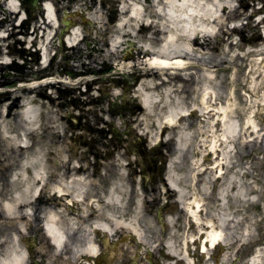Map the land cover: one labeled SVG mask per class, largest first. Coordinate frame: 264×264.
<instances>
[{
  "label": "bare ground",
  "instance_id": "6f19581e",
  "mask_svg": "<svg viewBox=\"0 0 264 264\" xmlns=\"http://www.w3.org/2000/svg\"><path fill=\"white\" fill-rule=\"evenodd\" d=\"M235 1H113L121 9L118 22L111 26L108 60L104 62L111 60L117 72L139 79L136 90L143 96L142 107L135 106L131 121L153 144L174 150L168 157L171 163L164 184L166 193L176 196L178 209L177 216H169L166 223L171 231L180 218L188 224V228L183 227L188 233H183L181 244L177 245L170 234L164 243L152 242L149 233L152 227L140 222L142 196L135 180L127 195L122 163L137 160L122 154L114 157L110 167L115 181L106 183L111 176L108 172L98 180L91 163H81L92 161L88 153L80 152L77 144L74 157L65 156V147L58 139L62 136L61 126L53 113H48L46 122L50 134L46 136L39 131L37 124L43 106L31 98L36 88L24 87L14 92L8 89L6 95L13 100L5 112L0 99V234L4 233L0 238V264L36 261L39 250H29L25 245L35 244L29 237L34 220L46 224L55 244V258L67 264L84 259L96 261L97 237L101 233L111 237L130 233L139 250L162 254L163 264H170L167 262L170 259L192 264L195 239L208 255L215 244L223 248L220 264H228L232 245L251 243L248 241L254 237L251 223L254 220L242 216L245 208L264 200V188L260 186L264 177L253 179L251 172L246 176L242 161L234 158L246 153L257 159L262 154L258 164L263 175L264 117L261 119L260 115L264 113V59H255L250 70L254 76L249 81L248 93L254 99L249 106L239 89L234 95L229 91L228 77L220 76L219 71L230 65L240 69L237 62L240 66L247 58L262 55L264 39L244 55L240 52L245 45L235 43L230 34L240 24L232 27L230 23L245 16L246 11H240ZM5 7L10 15L19 11L16 0H10ZM44 11V22L35 26V34L52 28L57 21L49 2ZM100 13L96 4L89 14L90 25L98 35L103 27H98L103 25ZM259 20L260 16L252 18V23ZM79 34V29L71 31L66 42L76 44ZM213 38H218V46L209 52ZM72 83L75 87L90 85L88 79L82 78ZM241 84L238 81V87ZM22 98L25 104L34 105L17 112L14 108ZM102 112L105 115L98 117V121L116 125L115 117L107 119L105 108ZM125 124L127 133H132L133 127ZM115 127L121 132V126ZM200 174L203 177L198 179ZM205 200L210 202L207 213ZM129 211L132 214L127 216ZM105 244L113 251L117 248L116 243L105 241ZM248 264H264V247L252 255Z\"/></svg>",
  "mask_w": 264,
  "mask_h": 264
},
{
  "label": "rangeland",
  "instance_id": "374dc122",
  "mask_svg": "<svg viewBox=\"0 0 264 264\" xmlns=\"http://www.w3.org/2000/svg\"><path fill=\"white\" fill-rule=\"evenodd\" d=\"M113 1L114 0H108L105 6L101 3H97L99 8H101V15L99 18L103 22V25H98V27H103L101 33L98 35L96 30L93 29L90 24L85 23V29H87V32L84 30L82 31V34L86 35V37H84L85 43L82 42L80 46V49L83 50V52L81 53L75 50H70L66 43L62 44L59 37L60 31L57 30V34L55 33L56 27L47 28L45 31L39 30L38 33L35 34V26L37 24H43L44 22V20H42V15L30 17L26 21L24 20L22 22L21 18L23 17V15L22 17L18 16V14L10 15L9 12H6L5 10V6L8 1L0 0V50L3 51V56H1L2 60H0V94H4L0 96V99H3L2 103L5 104L3 112L7 111L6 107L10 105L13 100L11 95H6V91H8V89H11L12 92H14L16 91V89L19 90L20 88L24 87H37L34 90L33 94H31V98L37 100L43 106L41 107V116L37 124V126L39 127V131L44 132L46 136L50 134V131L48 130V128H46V122L48 113H53L54 120L57 121V123L61 126L62 136H59L60 138L58 139L60 141V144H63L65 147V156L74 157V148L77 144V146L81 148L80 152L83 151L85 154L91 151L92 156H89V158L92 162H104L100 167V171L103 172L108 170V166H105V164L107 165L108 162H111L114 157H117L120 154L127 155V157L131 156L123 148V146L113 147L112 144L116 142L118 138H122L125 136V122L133 126V128H136V123L131 121L132 118L135 117V115H133V104L134 101L135 103L137 102L140 104V101H138V99L135 97L136 85L139 79L135 82L132 76L126 78L124 75H122L124 72H117L114 68L110 73L105 75L102 74V72L107 70L103 63L108 57V42H110L113 34V28H111V26H114V24H116L118 20V12H120L119 4L113 5L115 3ZM145 1L150 2V0ZM53 3L56 6V9H59L61 11L62 18L67 17V20H71L72 22H76L77 19L78 21H82V15H84L85 13V16L88 19L87 21L92 22L89 14L93 11L95 6L93 0H53ZM234 4L237 6V8H239V10L246 11L245 16H239L236 19L244 22L242 26L237 31L231 30L230 32V34L233 36V40H235V43H238L239 45H245V49H240V52L244 55V53L249 51L250 48L252 49V45H258L260 42H262V40L259 38L260 28L259 30H257L256 24L252 23L251 17H256L254 15L256 6H258L259 8H263L264 5L262 4L261 0H236ZM245 5H247L246 8ZM113 11H116V13L114 14L115 18L113 15ZM112 18L113 21H111ZM232 22L234 23L235 20ZM71 27L73 26L71 25ZM63 28L64 27L61 25V29ZM81 28L83 29V27ZM108 28L109 31L107 30ZM110 28L112 30H110ZM49 35L53 38L49 46V54L53 55L54 53L56 56L51 65L50 63H48V65H45V59L41 61L40 58L35 59L32 55H28L27 58L23 57V51H30L31 53H33L34 51H38V46L47 42ZM33 40L34 42L32 43L31 41ZM218 42V38L212 39V44L210 47H208L209 52H214L216 50ZM122 49H125V47H122ZM225 49H228V47L225 46ZM261 57H264V53L262 55H253L247 58L246 63L241 62L240 66H238L237 62L236 65L237 67H240V69H237L235 66L230 65L228 69H221L219 71L220 76L228 77L229 91H231V93L234 95L235 90L239 89L241 91L240 93L245 96L247 106L250 105L251 99H254V96H251V94L248 93V88L250 86L249 81L254 76L253 73H250V70L252 69V67H254V60H258ZM7 61H17V63L20 64V66L24 67V69L19 72L8 69L7 66L9 65L8 63H6ZM87 62H91L89 63V65H91L90 67H88L89 65L84 64ZM108 62L109 65L110 62L111 64L113 63L111 60H109ZM42 63L44 65H42ZM70 69L75 70V78L71 77ZM131 71V74H133L134 71ZM108 75L112 78L117 79L119 82L108 80ZM98 77H102L104 78V80L99 81ZM79 78L88 79L90 81V85L87 83H83L79 87H75L74 85H72V80L76 81ZM238 81H241V87H238ZM48 83L51 84L49 85ZM45 84H47L48 86H45ZM127 84H129L131 87L129 89V92L126 93L125 89H127L128 87ZM39 85H42L43 87L41 88ZM180 85L183 84L180 83ZM194 85L195 84H193V86ZM105 87H107L108 90ZM20 94L23 95L22 92ZM69 95L72 97V100L75 101V103L77 102V106L72 105L68 101L67 97ZM124 96L129 97L131 105L128 107V109L122 110V105L124 104ZM24 100L25 99L22 98L20 102L17 103L18 106L14 108L15 111L21 112L22 110H25L27 106L31 105L25 104ZM20 103H22V106H20ZM113 105L116 106L112 107ZM103 108H105L108 113H106L105 116L107 119L112 116V112L110 111L113 110L115 112L113 115L116 118V125L113 126V124L109 122L103 123L102 121H98V117H104L103 115H105L102 112ZM68 112L72 114L71 118H80L83 127H85V125H89L95 130V133L93 135H90V138L89 136L86 137V140H91L89 142L92 143V149H88V147L81 143V140L78 136H80L81 134L84 135L86 133L81 132V130L75 128L73 124H71V120H67ZM262 116L263 114L260 115L261 119ZM261 124L263 125V122ZM117 125L121 126V135L119 137L113 134L114 127ZM99 130L103 131V133H99ZM137 132H139L143 138H146L145 140L148 145H152L149 138H147V136L144 135L140 129H137ZM51 138L53 141V146H55L54 136ZM262 144H264V142H262ZM170 148L172 147H160L159 156L161 158H166L172 155V152H170L172 149L170 150ZM147 151L149 150L147 149ZM98 155L99 158H97ZM147 155L148 157L154 158V154ZM259 157L260 159H262L263 155L258 154L257 159H253V156L251 158V156H247L245 153L243 156L235 157L234 161L241 160L243 163V173L247 176L248 173L251 172L252 178H258L259 180L260 177H264V170L262 175L260 164H258L260 163V160H258ZM148 160L150 159L148 158ZM81 162L85 163L87 161L81 160ZM124 162L126 163V161ZM54 163V167L56 168V162ZM112 176L115 177L116 175L112 173ZM101 178L102 176L98 177L97 179L99 180ZM153 186L155 187H152L151 193H147L143 188L141 190L143 200L140 207V222L144 221L146 222L147 226L150 225L152 227V231L149 232L151 234L150 239L152 240V242H158V239L160 238L159 236H161L160 231L162 230V228L159 225V222L156 220V211H158L160 208L157 202H161V200L167 201V197L163 196L165 195V190L160 184H155ZM260 186L264 188V183H262ZM129 188L130 185L128 186V190ZM147 195H150V197L153 196L157 202L151 201L149 203L150 205L145 206L144 204L143 206L145 196ZM255 197L257 198V196ZM142 206L146 211L142 212ZM209 206L210 202L207 201V211ZM245 209L246 214H244V216L249 215L251 217L253 216L254 218L261 219L256 221V235L257 233L262 232L264 236V200L258 202L257 206L255 205ZM148 212L152 213L155 218L154 221V218L152 217L154 221L153 223H150L149 220L145 218ZM76 213H78V210H76ZM131 214L132 211H129L127 216ZM144 214L146 215L144 216ZM148 216L151 217L150 215ZM181 221L178 224L179 227L174 230L173 234V237H175L174 241L177 244H181L180 239L178 238V235L182 233V227L184 224ZM37 222L36 220L31 222L34 229L32 231V234L29 233V237H36ZM3 236L4 233L0 234V238H2ZM103 236L105 237L104 234ZM108 240H110V242H117L119 240V236L108 238ZM37 242H39V240H37ZM122 247L124 249L129 248V246L125 244ZM137 248L138 247H135L134 250H137ZM118 253L120 252H117V259L115 260L116 262L114 264H121L123 260L127 259V257H124L125 259L121 258V256H118ZM46 254L47 251L45 255ZM39 261L40 258L38 259V262ZM139 261H141V259L137 258V262ZM139 264L141 263L139 262Z\"/></svg>",
  "mask_w": 264,
  "mask_h": 264
},
{
  "label": "flooded vegetation",
  "instance_id": "af4514ba",
  "mask_svg": "<svg viewBox=\"0 0 264 264\" xmlns=\"http://www.w3.org/2000/svg\"><path fill=\"white\" fill-rule=\"evenodd\" d=\"M253 250H254V247L251 246V245H246V246L244 245L242 247L238 246L236 248V252H237V256L236 257L238 258V260H237V262H232V263L233 264L245 263L250 258ZM219 262H220V259H219ZM195 264H204V263H203V260H199L198 257H197L195 259Z\"/></svg>",
  "mask_w": 264,
  "mask_h": 264
}]
</instances>
